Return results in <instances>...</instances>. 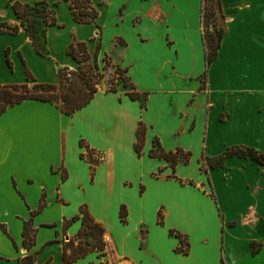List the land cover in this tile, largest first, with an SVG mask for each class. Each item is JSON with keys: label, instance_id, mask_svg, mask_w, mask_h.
Returning a JSON list of instances; mask_svg holds the SVG:
<instances>
[{"label": "crops", "instance_id": "1", "mask_svg": "<svg viewBox=\"0 0 264 264\" xmlns=\"http://www.w3.org/2000/svg\"><path fill=\"white\" fill-rule=\"evenodd\" d=\"M7 1L0 0V22L19 25ZM45 1L56 18L45 30L47 53L21 27L0 32V85L24 83L27 72L56 82L58 68L78 67L67 53L75 40L101 69L106 55L126 68L145 101L100 83L71 114L34 98L0 113V264H21L28 255L32 264H62L64 242L85 243L82 208L102 228L105 245L68 264H264V173L239 153L208 173L200 169L203 156L230 146L264 149V0H221L226 31L207 68L201 0H91L94 22L74 20L68 0ZM154 140L165 151H190L188 163L173 171L150 156ZM28 219L36 234L26 248ZM171 230L185 237L187 253L177 250L180 237Z\"/></svg>", "mask_w": 264, "mask_h": 264}, {"label": "trees", "instance_id": "2", "mask_svg": "<svg viewBox=\"0 0 264 264\" xmlns=\"http://www.w3.org/2000/svg\"><path fill=\"white\" fill-rule=\"evenodd\" d=\"M8 0L7 4L12 5L14 12L20 19L19 25H10L5 22H0V32L9 31L16 32L18 28H22L27 36L31 39L32 45L40 54H46L45 46V30L48 25L56 23L55 9L43 0L36 2L34 5L22 4L18 1ZM69 7L74 20L77 22H94L98 14V10L92 5L91 0H68ZM41 24L40 29L36 23ZM212 24L210 28L209 24ZM201 26L202 39L205 49V65L206 68L216 58L218 49L223 39L225 28V14L222 7L221 0H201ZM99 49V44L97 50ZM67 53L75 58L78 62V67L75 70H70L67 67L58 68L56 82H39L34 79L29 72L26 74V82L20 84H3L0 85V113L8 106L18 103L24 99H39L49 101L66 114H71L77 109L86 105L97 91V84L103 77V73L99 71V66L96 60L91 63L90 55L86 51L84 42L73 40L67 47ZM95 54V58H96ZM7 58V52H6ZM8 60V58H7ZM104 68L110 66L113 69L114 76L107 87L108 91H116L118 84L127 88V93L133 99H139L141 104H144L145 94L135 90L129 77L126 75V68H121L112 62L109 56H104ZM94 79V80H93ZM145 135V125L142 121L138 122L136 129V142L134 143L135 150L140 153ZM239 153L241 155H248L254 159H259L258 151L252 147L247 146H230L226 148L221 154L215 157H202L201 170L206 171L203 165L215 167V161H221L224 157ZM149 155L163 158L167 160L174 171L177 163H188L190 158V151L177 147L175 150L165 151L157 140L153 141V146L149 150ZM99 159H90V165L93 166ZM192 184V181H189ZM82 213V229L79 231V236H87L93 239L90 243L75 244L73 239L64 242L62 252V264H68L80 257L86 252L104 248V241L102 240V228L88 214L84 208ZM126 208L124 205L120 208V217L125 219ZM76 215L74 219L79 218ZM158 221L162 222L161 210L158 211ZM0 227H3L0 224ZM172 233L179 235L180 242L177 250L183 253L188 251V242L185 237L177 231L171 230ZM36 228L33 227L31 219L24 221L22 230V244L29 248L35 240ZM259 242H252L251 252L257 253L259 249ZM21 264H32V257L30 255L21 258ZM221 264H224L223 259Z\"/></svg>", "mask_w": 264, "mask_h": 264}, {"label": "rangeland", "instance_id": "3", "mask_svg": "<svg viewBox=\"0 0 264 264\" xmlns=\"http://www.w3.org/2000/svg\"><path fill=\"white\" fill-rule=\"evenodd\" d=\"M36 26L38 27V30L40 29V27H41V24L39 23V22H37L36 23ZM209 26H210V28H212V24L210 23L209 24ZM90 61H91V63H93L92 62V59H90ZM105 64V63H104ZM99 71L101 72V73H103V77L99 80V82H98V84H97V87H98V85L100 84V83H104L105 84V87H106V89H107V87L110 85L109 83H108V81H111V79L113 78V76H114V72H113V69L110 67V66H107V67H103L102 69H101V67H99ZM94 80V79H93ZM201 82L203 83V85H202V87H204V81L203 80H201ZM120 86H122L121 84H118V86H117V88H119ZM225 115L226 114H224V113H222L221 115H220V118L221 119H225ZM256 150L258 151V154H259V159H254V158H252V157H250V156H246V158L247 159H253L252 161H251V163L254 165V166H256V168L258 169V170H261L263 173H264V149H259V148H256ZM211 151L212 152H214L213 154H217V153H219V151H221L220 150V145L217 143V142H214V144H212V147H211ZM219 163V161H215V164H218ZM208 165V164H207ZM207 165H204V169H206L207 168V173H208V170L210 169V167H207ZM82 241H85V242H87V243H90V244H92V240L90 239V238H88L87 236H83V238L81 239Z\"/></svg>", "mask_w": 264, "mask_h": 264}, {"label": "built area", "instance_id": "4", "mask_svg": "<svg viewBox=\"0 0 264 264\" xmlns=\"http://www.w3.org/2000/svg\"><path fill=\"white\" fill-rule=\"evenodd\" d=\"M97 158H98V159H101V155H100V153H97Z\"/></svg>", "mask_w": 264, "mask_h": 264}]
</instances>
